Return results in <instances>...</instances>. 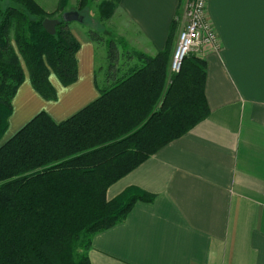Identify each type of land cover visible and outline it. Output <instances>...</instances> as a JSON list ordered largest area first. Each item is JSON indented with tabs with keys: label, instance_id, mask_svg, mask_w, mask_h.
Instances as JSON below:
<instances>
[{
	"label": "crops",
	"instance_id": "obj_1",
	"mask_svg": "<svg viewBox=\"0 0 264 264\" xmlns=\"http://www.w3.org/2000/svg\"><path fill=\"white\" fill-rule=\"evenodd\" d=\"M182 1L120 0L105 39L120 53L155 58L170 47L172 56ZM207 16L219 44L194 57L206 63L210 115L109 188V201L130 188L154 200L92 237L91 264H264V0H208ZM70 29L79 43L76 82L51 72L56 99L46 100L21 59L24 81L1 145L42 112L67 121L110 83L107 49L83 22Z\"/></svg>",
	"mask_w": 264,
	"mask_h": 264
},
{
	"label": "trees",
	"instance_id": "obj_2",
	"mask_svg": "<svg viewBox=\"0 0 264 264\" xmlns=\"http://www.w3.org/2000/svg\"><path fill=\"white\" fill-rule=\"evenodd\" d=\"M93 2L79 0L74 10L84 24ZM68 3L55 18L36 0L0 2V142L24 81L21 59L46 100L56 99L51 72L64 85L78 78L70 24L55 36L43 28L46 19L62 20ZM89 36L103 43L100 31ZM106 44L111 85L99 99L61 124L42 112L0 144V264H91L92 237L122 223L137 202L154 200L130 188L109 201V188L210 115L204 61L190 56L170 75V47L155 58L134 53L142 67L120 78L117 43Z\"/></svg>",
	"mask_w": 264,
	"mask_h": 264
},
{
	"label": "built area",
	"instance_id": "obj_3",
	"mask_svg": "<svg viewBox=\"0 0 264 264\" xmlns=\"http://www.w3.org/2000/svg\"><path fill=\"white\" fill-rule=\"evenodd\" d=\"M179 21L181 30L169 65L170 73L181 72L190 56H199L207 46L218 47L219 40L207 16L208 0H183Z\"/></svg>",
	"mask_w": 264,
	"mask_h": 264
},
{
	"label": "rangeland",
	"instance_id": "obj_4",
	"mask_svg": "<svg viewBox=\"0 0 264 264\" xmlns=\"http://www.w3.org/2000/svg\"><path fill=\"white\" fill-rule=\"evenodd\" d=\"M61 1L62 0H37V2L44 8V10L48 13L54 14L56 16L55 18H58L60 16L57 11L60 7ZM68 1L69 3L66 8V11L78 9L79 0H68ZM7 6H8V1H6L2 5V7L4 8H6ZM117 6L118 5L116 4L115 0H95V2H93L92 5L88 8V10L84 13L86 20L85 25L94 30L96 28L101 32V35L103 37V43H101V47L104 50L107 49V59H108V48L106 44L107 40L105 38L108 39L109 32L112 30L111 27L115 25L113 20V15ZM14 35H15V30L12 29L10 32V38L13 39ZM12 43L14 44L13 41ZM169 55L171 61V57H172L171 52ZM170 61H169V65H170ZM141 63L142 62L139 61V59H137L135 56L130 57V53L126 52V50L123 48L122 52L120 53V62L117 67L119 72V77L124 78L130 72L142 67L143 64ZM106 69L107 71H105L104 74L107 76L110 69V63L108 64ZM169 74H170V68H169ZM110 85L111 83H109L107 87Z\"/></svg>",
	"mask_w": 264,
	"mask_h": 264
},
{
	"label": "water",
	"instance_id": "obj_5",
	"mask_svg": "<svg viewBox=\"0 0 264 264\" xmlns=\"http://www.w3.org/2000/svg\"><path fill=\"white\" fill-rule=\"evenodd\" d=\"M4 1V0H0ZM84 21L83 17L79 14V12L71 10V11H66L62 15V20L60 19H46L43 22V28L44 30L51 36L56 35V29L57 27L62 23L66 24H72V23H82Z\"/></svg>",
	"mask_w": 264,
	"mask_h": 264
}]
</instances>
